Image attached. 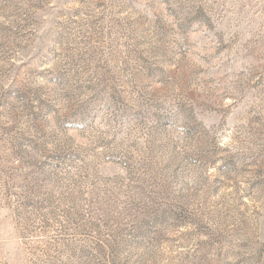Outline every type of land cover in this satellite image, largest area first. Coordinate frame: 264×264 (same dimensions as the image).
Masks as SVG:
<instances>
[{
  "label": "rangeland",
  "instance_id": "374dc122",
  "mask_svg": "<svg viewBox=\"0 0 264 264\" xmlns=\"http://www.w3.org/2000/svg\"><path fill=\"white\" fill-rule=\"evenodd\" d=\"M0 264H264V0H0Z\"/></svg>",
  "mask_w": 264,
  "mask_h": 264
}]
</instances>
